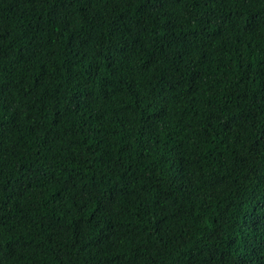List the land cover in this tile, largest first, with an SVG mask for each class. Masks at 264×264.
Returning a JSON list of instances; mask_svg holds the SVG:
<instances>
[{"label": "trees", "instance_id": "trees-1", "mask_svg": "<svg viewBox=\"0 0 264 264\" xmlns=\"http://www.w3.org/2000/svg\"><path fill=\"white\" fill-rule=\"evenodd\" d=\"M0 264H264V0H0Z\"/></svg>", "mask_w": 264, "mask_h": 264}]
</instances>
